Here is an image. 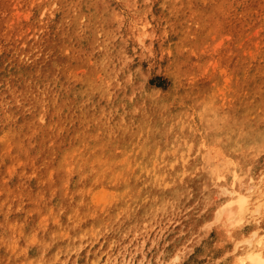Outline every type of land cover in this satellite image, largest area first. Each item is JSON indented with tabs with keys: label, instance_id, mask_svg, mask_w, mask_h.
Returning <instances> with one entry per match:
<instances>
[{
	"label": "rangeland",
	"instance_id": "1",
	"mask_svg": "<svg viewBox=\"0 0 264 264\" xmlns=\"http://www.w3.org/2000/svg\"><path fill=\"white\" fill-rule=\"evenodd\" d=\"M28 89L38 93L37 102L25 107ZM253 100L264 110V0H0V225L15 235L6 251L0 242V264H27L41 249L39 264H232L236 251L229 236L245 238L256 226L248 216L237 226H221L211 213L218 197L200 211L196 228L162 223L157 213L140 218L133 208L129 218L136 221L120 226L110 200L98 238L69 258L66 246L59 252L60 242L50 234L63 226V214L82 219L90 207L105 206L102 185H91L90 178L103 168L107 173L100 182L112 181V158L119 169L133 165L126 180L136 170L139 151L123 153L128 135L111 126L120 106L139 104L161 113L166 104L193 125L184 127L175 144L188 154L174 161L167 157L153 170L169 181L179 177L182 186L196 181L200 164L186 132L198 142L225 135L222 120L202 128L193 112L211 107L238 124L234 117L248 116ZM75 106L82 111L70 118ZM236 134L231 131L233 142ZM162 137L166 132L152 133L141 146L150 148ZM154 148L171 155L166 145ZM100 155L106 160H98ZM252 158L240 178L256 196L252 172L261 169L264 149ZM210 167L219 173L220 158L203 169ZM140 170L152 179L153 171ZM230 171L234 174L233 167ZM204 182L211 188L218 184ZM121 185L115 189H124ZM147 187L138 185L141 194ZM169 188L170 183L163 188L164 197ZM97 194L103 200L94 203ZM207 215L214 220L206 221ZM190 216L195 218L193 211ZM127 225L131 232L123 230ZM40 237L48 247L36 252L32 241ZM11 257L14 263L7 260ZM48 258L52 262H45Z\"/></svg>",
	"mask_w": 264,
	"mask_h": 264
},
{
	"label": "bare ground",
	"instance_id": "2",
	"mask_svg": "<svg viewBox=\"0 0 264 264\" xmlns=\"http://www.w3.org/2000/svg\"><path fill=\"white\" fill-rule=\"evenodd\" d=\"M254 79V77H250V83ZM37 94L35 91H31V89L26 91L25 97L23 98L25 107L30 103L37 102ZM253 101L254 104L247 111L248 116L239 115L234 117V120L239 122L238 124L233 120L228 121V119L220 118L214 114L211 107L198 113L193 112L194 117L199 120L202 128L208 127L214 121L222 120L220 127H224L223 132L225 135L222 136L221 141L217 140L218 135L212 140L206 137L204 141L198 142L194 139V135L186 132L187 140H189L186 141V144L188 142L194 143L193 153L196 155L195 159L200 164L196 170V181L193 184L187 183L182 186L179 184V177L176 176L169 181L167 175L162 174L159 176L158 171L153 170L156 164L164 161L165 158L168 159L167 157H172L170 160L174 161L178 157L182 158L188 154L185 148L180 151L177 150L175 144L178 139L185 135V131H183L184 127L185 129L193 128V125L188 121L183 122L179 113L171 114L166 104L162 105L161 113H151L139 104H135L125 110L120 106L121 114L115 115L111 126L113 128L114 125L116 132L120 135H128L125 138V143H129L130 146L123 149V153L130 152L132 147L139 151L136 170L133 171L132 177L126 180L130 172V167L133 165H127L125 168L119 169L117 158L114 157L110 163L112 173H116L112 181L107 183L100 182V178L107 173V170H102L103 168L98 170L100 172L97 176L90 178L91 185H102L103 188L101 191L106 197L105 206L103 208H100L99 205L90 207L86 211V216L82 219L78 218V215L68 217L66 214H63L61 217L63 226L50 234V236H56L59 240V252L63 251L62 248L66 246L64 252L67 258H69L71 252L90 249L91 242L98 238L100 223L105 221V218H103V210L110 204V200L112 201L111 204L115 205L112 206V211L117 210V221L120 226L127 219H132L133 222L136 221L134 218H129L132 215L129 208H133L139 210L138 214H143L140 218H150L154 213H157L161 216L162 223H164L163 221H175L180 224L181 228L188 226L196 228L195 224L198 222L200 211L209 207L212 201L215 204L214 199L218 197L221 202L214 205L215 210L211 213L216 214L214 218H217L221 226H237L246 216L253 221V227L256 226L250 230L249 235L245 238H239L234 234L229 236L233 241L234 250L236 251L233 255L232 264H264V221H262V217H264V163L261 169L252 172L254 186L256 190H259L258 195H251L245 186V182L240 178L246 172L245 165L249 162L250 158L252 161L253 152L258 148L264 149V129H261L264 128V117L262 116L264 110L257 106V101ZM20 110L23 111L24 107ZM80 111H82L80 106L71 107L70 113L74 115H69V117H76L75 115ZM134 124L136 125V129L133 130ZM220 127L216 129L217 133L220 132ZM233 130L235 134L237 133L235 142H233V136L231 135V131ZM155 132L160 134L166 132V137H164L166 140L162 137L159 144H155L150 148L142 147L140 142L142 140H149V137ZM189 136H191V140ZM161 145L168 147L170 156H166L162 151L159 153L158 149L154 148L155 146L159 148ZM210 153H213V155ZM141 154H144V159L140 156ZM215 158H220V172L217 173L212 167L209 170H204L203 166L205 165L214 166ZM97 159L100 161L106 160L103 155L98 156ZM232 167L234 168V174L230 171ZM140 169L148 173L153 171L152 179L144 177ZM87 170H91V167H88ZM179 170L184 171L185 166L181 165ZM172 172L177 174V170L175 169ZM206 178L218 182L215 188H211L204 182ZM153 181L157 186L155 188L151 187ZM120 183L125 186L124 189H115ZM168 183L171 185L169 189L172 192L169 197H164L165 190L163 188L165 189ZM144 184L148 185V191H146V194H141L138 185L143 186ZM107 185H112V188L108 189L106 187ZM108 191L112 193L106 196ZM99 195L97 194L96 198H94V203L103 200V198H99ZM159 199L162 200L158 202ZM191 211L195 214V218L190 216ZM125 213L126 215H122ZM257 215L260 218H257ZM207 218L208 220H214L210 215H207L206 221ZM68 230L69 232H67ZM123 230L131 232V228L128 225L124 226ZM226 231H230V229L227 228ZM14 239L15 235L9 234L8 236L6 227L0 225V242L5 248V251L8 242H13ZM46 240V237H40L32 241L36 252L41 245L43 248L48 247V244H44ZM43 251L41 249L39 252ZM25 254L26 251H24L23 256ZM37 254L35 257L28 259L27 264H39L36 261L38 259ZM93 256L95 257L96 254L94 253ZM7 260L11 263L16 261L13 257L7 258ZM51 260V258H48L45 262H52ZM87 260L90 262L89 259ZM70 261L67 260L68 263ZM85 263L87 262L84 261Z\"/></svg>",
	"mask_w": 264,
	"mask_h": 264
}]
</instances>
